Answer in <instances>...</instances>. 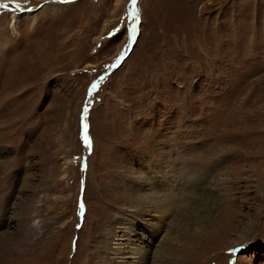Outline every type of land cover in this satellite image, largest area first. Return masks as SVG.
I'll return each instance as SVG.
<instances>
[{
	"label": "rangeland",
	"instance_id": "1",
	"mask_svg": "<svg viewBox=\"0 0 264 264\" xmlns=\"http://www.w3.org/2000/svg\"><path fill=\"white\" fill-rule=\"evenodd\" d=\"M2 2L0 264H264V0Z\"/></svg>",
	"mask_w": 264,
	"mask_h": 264
},
{
	"label": "snow or ice",
	"instance_id": "2",
	"mask_svg": "<svg viewBox=\"0 0 264 264\" xmlns=\"http://www.w3.org/2000/svg\"><path fill=\"white\" fill-rule=\"evenodd\" d=\"M12 3H14L16 5V8H20V4L17 2V0H11ZM133 2V5H135V0H132ZM9 8V4L8 3H3V2H0V9H8ZM133 33L135 32V29L133 28ZM115 66V65H113ZM104 77H101V80H103ZM97 84H93L92 85V90H95L97 88ZM84 111L86 112L87 111V108L84 109ZM84 129H85V135H84V142H85V145L87 147H89V149L91 148V142L87 136V125L85 124L84 125ZM81 208H83V205H81Z\"/></svg>",
	"mask_w": 264,
	"mask_h": 264
},
{
	"label": "bare ground",
	"instance_id": "3",
	"mask_svg": "<svg viewBox=\"0 0 264 264\" xmlns=\"http://www.w3.org/2000/svg\"><path fill=\"white\" fill-rule=\"evenodd\" d=\"M2 1H6V2L9 1V2H11V0H0V2H2ZM120 1H121V0H119V2H120ZM33 11H34V10H32V11H28V12H27V15H31V14L33 13ZM15 16L17 17V15H13V16H11V18L14 19ZM25 16H26V15H25ZM19 17H20V16H19ZM16 19H17V18H16ZM13 26H14V24L11 25V27H13ZM67 141H68V140H67ZM4 240H5V237H2V241H4ZM131 244H132V243H131ZM129 246H131V245H129ZM123 263L126 264V262H122L121 264H123Z\"/></svg>",
	"mask_w": 264,
	"mask_h": 264
}]
</instances>
